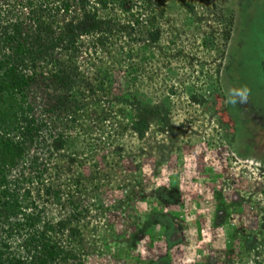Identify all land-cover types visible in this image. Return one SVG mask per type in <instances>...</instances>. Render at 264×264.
I'll use <instances>...</instances> for the list:
<instances>
[{
	"label": "rangeland",
	"instance_id": "rangeland-1",
	"mask_svg": "<svg viewBox=\"0 0 264 264\" xmlns=\"http://www.w3.org/2000/svg\"><path fill=\"white\" fill-rule=\"evenodd\" d=\"M12 1L0 0V61L5 52L6 59L12 54L4 36L13 35L17 21L27 24L23 39L28 52L39 32L35 18L56 32L55 40L70 21L71 14H64L61 8L56 11L52 3H42L44 11L33 15L22 6H13ZM109 4V8H117L115 0ZM226 4L233 10L234 20L218 90L207 89L203 76L214 72L203 68L201 72L192 69L186 89L180 75L170 76L173 84H161L159 89L163 96L153 95L147 81L145 86H131L138 98H149L145 105L138 101L144 118L140 127L146 133L138 127L130 132L121 156L104 145L110 129L101 136L96 131L100 146L95 151L89 147L95 136L86 134L81 137L86 140L80 144L74 165L58 161L51 178L45 179L49 195L38 206L56 228L64 229L66 239L69 230L81 229L82 243H73V253L85 264H264V0H228ZM131 19L140 17H129V23ZM114 22L106 35L104 31L96 32L97 36L92 33L96 41L105 37L106 43L81 46L78 42L82 50L75 61L79 73L87 74L91 57L105 59L108 52L113 57L120 50L131 53L127 51V27L123 26L128 25L126 16ZM61 41L72 39L63 37ZM58 54L55 49L50 56L49 49L45 61H53ZM132 56L139 62V53ZM127 62L134 64L133 59ZM150 69L155 74L160 71ZM88 72L92 75L93 70ZM245 85L251 90L248 103L229 104V90ZM93 118L91 115L88 121ZM155 123L160 126L152 130ZM140 133L145 134L142 139ZM127 155L135 161L129 163ZM57 188L58 197L53 193ZM174 195L181 204H173ZM71 197L76 198L77 206L84 205L80 217L68 204ZM70 218L72 227L65 223ZM168 220L172 243L161 230ZM65 247L71 248L67 241Z\"/></svg>",
	"mask_w": 264,
	"mask_h": 264
},
{
	"label": "trees",
	"instance_id": "trees-1",
	"mask_svg": "<svg viewBox=\"0 0 264 264\" xmlns=\"http://www.w3.org/2000/svg\"><path fill=\"white\" fill-rule=\"evenodd\" d=\"M109 1L113 0L12 1L13 6H22L33 15L44 11L42 3H52L56 11L61 8L64 14L71 15L56 40L52 38L56 32L35 18L39 32L32 38L34 44L29 52L23 39L26 23L17 21L12 27L13 35L4 36L12 54L6 59L5 52L0 61V264H85V260L73 253V243L78 246L82 243L81 229L69 230L66 239L64 229L56 228L47 219L38 201L48 198L49 187L44 184L45 179L51 178V169H57L54 163L74 165L80 155V144L86 140L82 136L94 135L96 131L101 136L106 128L110 129L104 145L113 147V154L121 156L130 132L138 127V131L146 133L140 127L144 118L138 101L145 105L149 98L144 95L138 98L133 86H145L147 81L153 95L163 96L159 90L161 84L171 86V78L180 75L186 89L188 77H193L192 69L199 68L201 72L203 68L214 72L203 76L207 89H219L221 62L234 20L233 10L227 8L228 0H115L116 9L109 8ZM129 13L130 18L140 19H131L132 24L129 23ZM124 16L128 23L123 25L128 29L127 51L131 53L120 50L112 57L108 52L105 59L96 53L97 58H89L87 74L79 73L75 61L82 50L78 42L81 46L106 43L105 37L96 41L92 33L97 36L96 32L104 31L106 35L114 20L120 21ZM58 20L62 24V18ZM63 37L72 41L63 43ZM49 49L50 56L52 50H59L53 61H45ZM135 53H139V62L132 56ZM130 59L134 64L127 62ZM152 66L160 69L158 74L151 71ZM89 70H93V76L89 75ZM192 99L199 101L196 97ZM91 115L94 118L88 121ZM159 126L153 124L152 130ZM47 130L49 136L45 140ZM142 133L139 139L145 136ZM94 136L89 147L95 151L100 140ZM127 159L129 163L135 161L129 155ZM59 189L53 191L56 197ZM173 197V204H181L176 201V195ZM75 203L76 198L68 199V204L80 217L83 204ZM70 220L65 223L72 227L73 219ZM168 221L161 230L172 243L174 235ZM66 241L71 248L65 247Z\"/></svg>",
	"mask_w": 264,
	"mask_h": 264
},
{
	"label": "clouds",
	"instance_id": "clouds-1",
	"mask_svg": "<svg viewBox=\"0 0 264 264\" xmlns=\"http://www.w3.org/2000/svg\"><path fill=\"white\" fill-rule=\"evenodd\" d=\"M251 95V90L248 86L232 88L228 92V103L235 106L237 104H247Z\"/></svg>",
	"mask_w": 264,
	"mask_h": 264
}]
</instances>
